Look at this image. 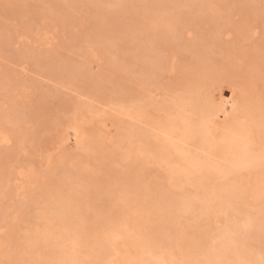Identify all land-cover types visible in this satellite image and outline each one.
<instances>
[{
  "label": "rangeland",
  "instance_id": "374dc122",
  "mask_svg": "<svg viewBox=\"0 0 264 264\" xmlns=\"http://www.w3.org/2000/svg\"><path fill=\"white\" fill-rule=\"evenodd\" d=\"M115 1L119 3V0H81L78 6L73 7L70 4V0H0V129H3L6 134L8 133L7 135L11 139L9 144L0 143V188H2V190L0 189V218L5 213L0 221V225H2V223L3 225L5 224L4 228L6 227V229H8V240H11L10 242H14L13 246L19 243L24 247H27L29 243L32 242V248L34 249V251L38 249L37 253H40L41 251L44 252L46 250L45 253L49 252L48 255H53V248L58 249V245L65 242L64 239H52V242H50L51 240L49 241V243H52V245H48V247H45L44 245L42 246V244H40V247H36L39 246V244L37 245V243L41 242H37V239L33 241L30 239H32L38 231H40L39 233L42 234L47 233L45 232V227H49V225H55L58 222V217H56L55 215L56 208H54V206H58L59 202H61L62 199V201L64 202H66L67 200V205H70L68 206L69 215H74L73 219L78 214V216H76L78 217V219L76 218L75 220L84 221L83 219H85V225L86 223L88 225L92 224L90 221H92L93 219H90L91 217L89 216V212L86 211L87 208L83 207L85 206V203L82 196V192L85 189H89L91 186L95 188V184L93 186L92 183H97L99 181V185H105V182L109 177L114 178L112 180H110L109 178V180L113 183L114 186H117L116 188L119 189L117 190L120 195L119 197H122V189H124V193H126L128 190H130V188H132L129 187L131 186L129 181L130 177L132 176L131 174L137 171L136 168L134 169L135 166L140 173L137 174L138 172H136V174L131 177V180L134 181L136 185L146 180V184L142 183V186L144 185L145 187L141 188L145 189L147 186L150 188L154 185L153 189H160L159 187H162L165 184L163 180H158V177H160L158 175H161V173H159L160 169L159 167H157L158 165H156L154 162L148 163L147 160L139 158L141 163L144 160V162L146 161V163L148 164L145 165L146 167H144L143 164L139 165L140 162L136 158L135 160H133L134 158L132 159L130 157V161L128 158L125 159L118 156L117 148L119 145L117 144L119 142L117 140L112 145L106 142L102 144L101 149L105 150V153L107 154L106 156L108 157V159H110H105V162L107 164L103 163L104 158L107 157L102 156V153L100 155L98 154L99 156L96 154V151H98L97 153L100 152L99 150H97L98 147L94 145V143H97V136L96 138H94L93 136L98 130V119H100V117V120H102V118H107L109 120L108 122L111 123V119L115 120L114 116H116V119L120 120L121 118H123V113L125 111L120 107L123 104H129V106L133 104L132 106L134 107L135 105H140L143 107L145 106V108L147 107L150 111V113L148 114L150 115L148 116L145 113L144 115H142L144 119L140 118L139 120H149L151 122L152 120L148 118H151L154 114V116H160L164 114L162 115V117L164 118L165 116V118L167 119V113L170 114V116H168L172 118L178 114L176 109L179 110V108L177 106L180 107L181 111L184 110L179 102H176V100L174 101L175 98L172 102V96L175 95L174 97H176V95L178 94V97L181 96V94L190 95L191 91L194 90L195 87L196 90L193 91L194 96H200L202 99L199 97L198 101H195L197 98L195 99V97L193 96V103L191 104L193 107L190 105L185 111L186 115L194 120L200 115L197 110L200 111L203 108L205 109L206 103L210 100V96H213L214 99L216 98L213 103L218 104V95L220 92L219 89H228L229 95L232 93L230 90H234L237 92V95L236 93L234 94L240 99V101H243L242 107L244 108V110L240 109L242 113H240L239 116L241 117V119L244 116L243 120L245 119L246 123L249 124L248 126H250L251 128L254 125L252 128L253 135L251 132L252 129L249 127L251 130H249L250 134H248L247 139L251 138V136L254 137H252L253 139L251 138L248 141H251L252 143L250 144L254 147L259 144L260 146L264 147V137H260V135L264 131V125L259 124L261 127L258 126L256 128L255 126L258 125L256 121H253L255 122V124L251 125L253 122L249 113L247 112L248 105L244 103L245 101L246 103L249 101L247 104H250V102L251 104H254L255 100L258 101V104L264 103V30L258 21L257 12H255L254 10L258 7V3L256 1L247 0V3L243 4L242 2L237 3L235 2V0H220L221 4L219 5H223V7L217 8V6H215V8H217V11L210 13V16H206L200 11V9L205 4L204 0H124V3L126 4V6H124V9L123 7L119 6L118 3H116L115 5ZM55 4L59 5L60 7L56 8ZM208 5L210 6V4ZM240 6H242L243 8H240ZM144 7L146 10L144 9ZM116 9L121 10L117 15L115 14V11H118ZM64 13H68V16L66 15L65 17ZM108 14L111 15V17H118V21L115 20V23V21L110 18L112 20L111 21ZM179 15H181V18ZM141 17L143 18L142 20L146 21L147 23H150L155 18H167L170 20L171 18L178 17V21L174 25V29L167 26L163 27L162 25H156L152 29L151 26L150 28L144 27L145 23H143L144 21L142 22L140 20ZM61 18H66L65 22L63 20V22L56 21L60 20ZM106 23L108 24V26ZM244 24H246L247 26L249 25L250 27H257V35H255L254 37H251L249 35L241 36L235 30V28L236 26L240 27ZM110 26L112 27V29H114L115 26L119 27L118 32H116L119 36L118 38H120L117 46L113 45L112 47H110L111 49L109 48V50L106 51L102 47V43H93L88 40L87 36L89 35V33L97 29L99 31L102 30V32L105 29L111 30ZM159 27H161V29ZM230 27L232 29H230ZM168 29H171L172 31L176 30L175 33L173 31V34L175 35L171 34V30L169 31ZM45 32L50 35L49 39L45 38ZM230 32L234 33H231V35L228 36L227 34ZM157 41L159 44L157 43ZM194 44H196V48L198 50L206 51L205 55L200 56L201 59L195 56L194 50L189 49V47ZM138 46L140 48H138ZM134 47H136L137 49L135 50ZM148 47L155 48L153 50H147ZM141 48L145 49L144 53L141 52ZM137 54H139V56ZM154 56H161L163 58L165 57L164 64H161L163 65L162 67L160 65L155 69L150 65L152 61L151 58H153ZM195 58H198L196 59L198 64L199 62L201 63V65L199 66L202 67V69H200V71H202L201 74L203 73V75L198 77L196 75H200L199 72H196L195 69L192 68V62ZM110 61L116 62L118 64V67L120 66L119 69H114V67L113 69H111L112 65H110ZM254 63H258L260 64V66L258 65L259 67H256ZM243 66L246 68H243ZM85 68H87V71L85 73H89V78L86 76L87 74L84 75V71L86 70ZM152 69L156 72L155 74H152ZM147 75H150L151 79ZM91 76L99 78L94 79V77ZM142 78L147 81H143ZM225 81L228 83V87H232L228 88ZM214 83L215 87H213ZM246 86H248V88ZM190 88L192 89L191 91L189 90ZM186 90L187 93L185 94ZM180 92L183 93L180 94ZM197 93L198 95H195ZM203 98L204 100H208L204 101ZM217 99L218 101L216 102ZM142 102L144 103V105ZM147 104H149V106ZM169 106L173 109V111ZM206 109L208 108L206 107ZM98 110L100 111L98 112ZM192 111L198 114H194ZM201 111V115L199 116L200 119H197L195 121L196 123L197 121L200 122L202 115L206 113H203V111ZM172 112H174V115H172ZM191 112L195 116H193ZM244 114L247 115L245 116ZM145 115H147L148 118H146ZM206 116L210 117L208 113L205 114V117ZM205 117L203 115L202 120H205ZM127 118L125 117L124 120L126 119L127 121ZM129 118L128 121H132V118ZM159 118H161V116ZM164 119L161 118L159 120L162 121ZM247 119H249V121ZM154 121L155 120L153 119V124ZM142 123L143 121L135 122L137 126H142L143 128L145 127L149 129H153L154 127H156L154 125L157 124L156 122L154 125H151L152 123H149V125L147 121L144 122L145 125ZM68 126H76L77 129L82 132L87 145L90 143L89 145L91 147L87 146V148L79 150V148L75 146L76 143L74 138H72V141H63L62 139H64L63 136L65 137L66 135V129L69 128ZM149 126H151V128ZM254 128L256 129V132L258 131L257 135L260 131L261 134L258 135L260 139L258 136L256 137ZM114 129L117 130V128L115 127L113 128V130ZM117 132H119V129L117 130ZM197 135V138L194 137L196 138V140L192 137L193 139H189L188 142H192L191 144L193 145L197 143L200 146V134L198 135L199 138ZM150 138V141L148 138V144L145 145L146 147H148V145L151 147L156 142L154 137ZM261 138L263 139V141ZM254 139L255 141L253 143L252 140ZM256 139L260 142H256ZM150 142L154 144L151 145L152 143L150 144ZM191 144H189L190 147H192ZM198 145L196 146L195 144L194 147H199ZM194 147L192 148L194 149ZM64 148H66L67 151ZM64 152L68 153L65 154ZM96 155L100 158L94 157ZM57 159L62 160L64 165L61 164L60 167H58L59 163H57ZM136 160L137 162L135 163L134 161ZM50 161L53 163L54 167L52 169L54 171L49 167L50 164V166H52V163ZM66 163H68L69 165H67ZM129 163L131 165H133L134 163V166H132L133 168H131L132 172H128L130 169H128ZM63 167H66L65 169H67V167H71L70 171H72L71 169L75 171L73 173H77L79 171L77 175L79 177H84L85 179L81 178L83 179L82 181L81 179L79 180V177H76V180H72L71 176L69 177V175L64 173L65 169ZM139 167L141 169L143 168V170L147 169L145 171L149 170V172H146L147 174L144 172L141 173L142 170H140ZM35 168L40 170L41 172L36 170ZM47 168L49 171L51 170L54 173L51 171L48 172ZM21 169H33L39 175H42L43 171L46 172V175H42V177L46 180L42 183V186H37L39 189L36 187L37 189L35 188L33 191L30 189L31 191L29 190V193L23 194L26 199H21L25 204L21 203L22 201L21 199H19L23 196L16 195L15 197V186L13 187V184H15V177H13L15 174L13 173H17ZM125 171H127L131 176H128L127 172L124 173ZM10 173L13 176H11ZM62 174L64 175L62 176ZM124 174L127 175L128 177H126L127 179H129H125V184L123 183V180L122 182H120L121 179L119 178L120 176H122V179L125 178ZM2 176L3 178L1 179ZM93 176L96 179H94ZM135 176L137 178L140 176L143 177L140 178V180L142 181H138ZM10 177H13L14 180L11 181ZM98 177H100V179H98ZM93 179L94 181H92ZM59 181L61 184L63 183L62 186H58ZM81 181L83 182V184L80 183ZM205 181L206 183L208 182V185L213 186L214 184L212 183V181H215V175L213 174L211 179L208 178V180L206 179ZM127 182L129 184L128 186ZM56 183L58 184L57 186ZM157 185L159 187H156ZM124 186H126V189L128 190H126ZM92 187L89 189L90 192H94L97 190H92ZM55 188H57L58 190ZM52 189L55 191V193L58 194L62 192L61 195H59L60 199L55 198L56 196H58V194L55 196ZM136 189L137 188H132L131 191H128L126 193V198H128L127 200L123 198L126 196V194H123L122 203L124 202L125 205H129V203L126 204V202L131 200L129 207L133 206V210H131V207L129 209L131 211H136V209L139 207L137 212H140L143 210V207L145 208L144 203H146V199H148L149 196L144 197L141 195L142 198L139 197V195L137 194L140 193V190L139 192H133L137 191ZM148 189L145 190L148 191ZM145 190L142 189L141 194L143 193L142 191ZM150 191H152L151 188ZM209 191H211V189H209ZM44 192H50L51 195L47 194L50 196V199L46 194L44 196ZM153 192L154 190L152 191V193ZM78 193H80V197L78 198V196H76L74 199L73 197L75 196V194L78 195ZM96 194L98 193L96 192ZM147 194L148 192H146L145 195ZM150 194L151 193H149V195ZM92 195L97 196L95 195V193L91 194V196ZM134 195L137 196V198ZM69 197L74 199V202L71 198L69 199ZM47 198L53 201V204L50 203ZM77 198L79 199L78 201ZM134 198L138 201L143 200L144 198L145 201L143 200V204H141V201H137L138 203H136ZM56 199H58V201H55ZM14 200H16L17 202ZM103 201L104 200H95L96 203H94L97 206H100V208L102 209H113L111 207L113 205L108 202V200H106V202ZM54 202L57 204H55ZM80 203L82 205H80ZM134 203L136 204L134 205ZM102 204L103 206L101 207ZM71 205H74V208L71 207ZM70 207L73 209V212L71 211L72 209L70 210ZM75 207H77L76 210ZM79 207L82 208L78 209ZM113 207L117 209V206ZM1 209L5 210L2 211ZM21 210L23 211L21 212ZM81 210L83 212H81ZM130 210H128V212H131ZM9 211L11 212V214L13 213V215H11ZM48 211L50 214H52V216H49L50 214L48 213ZM16 212L18 213L16 214ZM43 212H45L44 214L46 215L48 213V215L45 216ZM156 212L158 213V211H155L154 216H158L156 215ZM231 212L232 214L230 212H224L222 214V222H212L213 226H210V231H207L208 236L206 234L204 236L207 237V239L205 238L207 245H210L212 244V242L215 243L217 241H215V239L219 234H217L216 236V233H219L222 230L221 228H225L224 224L226 221L231 220V223H239L238 221H240L242 222L241 225H244L249 222L248 218H255L256 220V216H260L258 214L253 218L252 216L249 217L244 213L243 215L241 213L239 214L238 212H236V214L234 211ZM26 213L29 214H27L29 218L28 216L26 217ZM39 213H41V219L38 218ZM229 213L231 214V216ZM53 214L55 216H53ZM15 215H18V217L16 218ZM48 216L53 219L51 220L50 218H48L49 220H46L45 218H47ZM13 217L14 219H16L15 221ZM24 217L25 219L28 218L27 221L24 219ZM261 217L262 216L258 218ZM3 219L7 220L6 222H9L10 224L7 225V223L4 222ZM18 219L20 220L18 221ZM86 219H88L89 221H86ZM108 219L109 218L104 219L107 225H104V220H102L103 222L101 221L104 224H101L100 220H97L100 223L99 227H101L100 225H102L104 229L106 228V226L108 227L111 223H108L110 221ZM169 220L170 219L167 218L165 219L164 223H161L164 225L163 228H167L169 226L167 224L171 222ZM244 220L246 221L245 223ZM93 221L96 222V220ZM253 221H251L252 225L244 227V229L247 230H245L247 233L244 235V237L246 236V238L244 239L248 242L241 245V248L243 247L242 250L245 255L243 254V257L241 256L242 258H240V260L244 259L245 261H240L233 258L230 262L231 264L233 262V264H235L236 262L237 264H242L243 262L244 264H251V261L253 264V262L255 261L253 258H251V254H253V251L249 249L250 245L248 243L254 245V242L255 244H257V241L261 239L260 236L256 233L258 232V226L253 225ZM47 222L50 223L48 224ZM255 223H258L257 220L255 221ZM173 224L175 226L172 229L171 227ZM173 224L171 225V227L169 226L171 230L167 228L168 231H164L162 228L160 230V232L162 231L161 235H159V232V234L157 233V237L159 235L158 238L161 237L162 239L160 238V240L163 241V243L165 241V243H167L168 240L170 241V234H175L181 228L178 223ZM199 224V229H201L200 227H203V229H205V226L201 225L204 224L203 222ZM13 225L15 226L12 227ZM88 225L87 227L92 230L93 225ZM250 226H253L251 227L252 229L250 228ZM87 227L86 229L88 231L89 229ZM95 227V230L93 229L94 231L91 232H96L98 230V223ZM175 227H177L178 229H175ZM186 228H188V226ZM186 228L183 227L184 231L190 233L191 236L196 234V231L194 229H191V231L190 229ZM99 230L105 232L103 229ZM211 230L214 231L212 232ZM253 231L255 233L254 236L252 235ZM91 232H88V236H91L93 234ZM107 232H109V230ZM208 232L210 233L211 237L213 235L216 236L215 239H213L214 237H212V242H210L211 238L209 237L210 235ZM12 235H16L14 238L17 239H14ZM19 235H22L21 238ZM107 235L110 236V233H107ZM255 236L259 237L256 238ZM108 238L109 237L106 236L103 239L104 241L100 239L103 245L107 244L106 240H108ZM19 240L20 242L17 243V241ZM262 241H264V238H262ZM34 242H37L36 245ZM210 247L207 246V248L209 249ZM49 249L52 251H50ZM199 250L201 249H198L197 252H199ZM13 251L15 252V255L13 256H15L16 258L13 259V262L10 261L8 263L21 264V260L19 261V259H17L18 256L21 257V252L17 251L16 248H13ZM201 251L203 253L200 252V254L202 253L201 255L205 256V258L210 259L211 255L214 257V259H217L218 257V254H216V257L214 256L215 254L213 252H210V250L208 252L207 250L205 252L203 250ZM207 253L212 254L207 255ZM201 255H199L200 257H198L200 259H205ZM87 258L86 261H91V258L90 260ZM211 259L215 263V260L213 258ZM49 260H51V257L49 258ZM185 260H188V256H185ZM35 262L36 261H33L32 264ZM90 263L94 264V257L92 258V262ZM217 263L219 264L218 261ZM0 264L6 263L0 260ZM29 264H31V262H29Z\"/></svg>",
  "mask_w": 264,
  "mask_h": 264
},
{
  "label": "bare ground",
  "instance_id": "6f19581e",
  "mask_svg": "<svg viewBox=\"0 0 264 264\" xmlns=\"http://www.w3.org/2000/svg\"><path fill=\"white\" fill-rule=\"evenodd\" d=\"M70 1H71V3H70L71 6L76 7V6H78V4L81 0H70ZM204 1H205V4L200 9V11L206 16L212 12L217 11L218 7H220V8L223 7V5H219V4H221L220 0H204ZM252 1H256L258 3V7L255 8L254 10H255V12H257L258 21L264 30V0H252ZM235 2H237V3L242 2L243 4H246L247 0H235ZM116 3H118V2L115 1L114 4L116 5ZM175 3H176V1H175ZM208 4H210L211 7ZM118 5L123 7V9L125 8L124 6H126V4L124 3V0H119ZM215 6H217V8H215ZM55 7L59 8L60 6L55 4ZM145 7H144V9H145ZM238 7H239V5H238ZM241 7L242 6H240V8ZM252 7H254V6H252ZM53 8H52V10H53ZM248 8H251V7H248ZM158 9H159V6H158ZM116 10H118V9H116ZM119 11H121V10L119 9L118 11H115V14L117 15ZM64 12H66V11H64ZM64 14H65V17H66V15L68 16V13H64ZM109 16H110L109 19L111 18L114 21L115 20L118 21L117 20L118 17L116 18V17H111V15H109ZM179 16L181 18V15H179ZM142 19L143 18L141 17L140 20L143 22L144 20H142ZM62 20L65 22L66 18H61L60 20H56V21H62ZM116 21H115V23H116ZM177 21H178V17L177 18H171L170 20L167 18H163V19L155 18L150 23H147L146 21H144L143 23H145V25H144L145 28H147V27L150 28V26H151V28L153 29V27L156 25H160V26L162 25L163 27L167 26V27H172L174 29L175 28L174 25L176 24ZM107 26H108V24H107ZM115 27H114V29H112V27H111V30L105 29V30H103V32H102V30L99 31L97 29L98 31L95 30V31L89 33L87 38L89 41H91L93 43H98V44L102 43L103 44L102 47L107 51L113 45H116V46L118 45V41L120 38H118L119 36L116 32H118L119 27H116V28ZM231 27H230V29L233 28V27L232 28ZM159 28L161 29V27H159ZM235 30L241 36L249 35L251 37H254L258 33L257 27H250L249 25L247 26L246 24L241 25L240 27L236 26ZM173 31H174V33L176 32V30H173ZM173 31L171 30L170 33L172 32L171 34H173ZM45 33H46L45 38L49 39L50 35H48L47 32H45ZM231 33H234V32H230L227 35L230 36ZM173 35H175V34H173ZM157 43H158V41H157ZM157 43H156V45H157ZM47 44H48V42H47ZM51 44H52V42H51ZM134 48H135V50L137 49L136 47H134ZM138 48H140V47L138 46ZM154 48L155 47H153V48L148 47L147 50H150V49L153 50ZM189 49L194 50L195 56L199 57V58H200V56H203L206 54V51L198 50L196 48V44L191 45L189 47ZM140 50L142 53L145 52V49L141 48ZM137 52H139V51H137ZM137 55L139 56V54H137ZM148 55H149V53H148ZM164 58L161 56H154L153 58H151L152 61H151L150 65L156 69L161 64H164V62H165ZM196 59H198V58L193 59L192 68L195 69L196 72H199L200 75H196L198 77V76L203 75V73L201 74L202 71H200V69H202V67L199 66V65H201V63L199 62V64H198ZM110 65H112L111 69H113V67H114V69H119V67H120V66L118 67V64L114 61H112ZM254 65L256 67L260 66V64H258V63H254ZM162 66L163 65H161V67ZM77 68H78V66H77ZM243 68H246V67L243 66ZM85 69H83V70H85L84 75L87 74V73H85L87 71V68H85ZM148 70H149V68H148ZM65 71H67V70H65ZM155 73L156 72L152 69V74H155ZM88 74L86 75L87 77H88ZM152 74H151V76H152ZM196 74H198V73H196ZM91 77H94V76H91ZM148 77L151 79L150 75ZM234 77H236V76H234ZM98 78L94 77V79H98ZM225 79H226V77H225ZM142 80L145 81L144 78H142ZM93 84H94V82H93ZM216 85H218V84H216ZM213 87H215V83H214ZM227 87H228V83H227ZM230 87H232V86H229L228 88H230ZM246 87L248 88V86H246ZM217 88H219V87H217ZM187 90H186L185 94L187 93ZM189 90L191 91L192 89L190 88ZM194 90H196L195 87H194ZM194 90L191 91L190 95H182L181 93H183V92H180L181 96L178 97L179 94L176 95L177 98L174 97L175 95L172 96L173 97L172 102H173V99L175 98L174 101L176 100V102H179L181 107H183V109H184L183 111H181L180 107L177 106L179 108V110L176 109L178 114L172 118L169 117L170 114H168V113L166 114L167 115L166 117H168L167 119L165 118V116H164V118H165L164 119L162 117V115H164V114L161 113L162 115H160V116L162 119H164L162 121L159 120V119H161V118H159L160 116H157V115L154 116L155 114L153 115L155 118L153 116H152L153 118L152 117L148 118L147 115L148 116L150 115V114H148V113H150V111L148 110L147 107H146L147 108L146 109L145 106L143 107L140 105H137V106L135 105V107H134V106H132L133 104L131 106H129V104H126V105L123 104L120 106L122 109L125 110V111L123 110L124 111L123 115L126 118L127 117L128 118L130 117L129 119L132 118V121H128V118H127V121H126V119L124 120V118H125L124 116H123V118H121L122 121H121V119L120 120L116 119V116H114L115 120L111 119V121H110L111 123L108 122L109 120L107 118H105V119L102 118V120H100L101 119V117H100V119H98L99 121L97 124H98V130L99 131L97 130L96 134L93 136L94 138H96V136H97V138H96L97 143L96 144L94 143V145H96L98 147L97 150H99V152H100V153H97L98 151H96L97 155L98 154L100 155L102 153L101 154L102 156L107 157L105 150L101 149L102 144L104 142H106V143L112 145L117 140L119 142L117 144V145H119L117 148L118 156L125 158V159L128 158L130 161H131V158L132 159L134 158L133 160H135V158H136L137 160H139V162H140L139 158H143V159L147 160L148 163L154 162L156 165H158L157 167H159V169H160L159 173H161V175L160 174L158 175V176H160V177H158L159 178L158 180H161V181L163 180L165 182V184L162 183V184H164L162 187H159L158 185L156 186V187H159L160 189H158V188L153 189L154 185L151 186L150 187L151 190L152 191L154 190L153 193H152V191H150V188L148 186L145 188V189L149 188L148 191H146L144 188H141V187H145L144 185L142 186V183H145L146 180L144 182L142 180H140V178H143V177L140 176L137 178L135 176L136 179H138V181L139 180L142 181V182H140L141 184L139 183L136 185L135 182L131 180V177H133V175L136 174V172H138V169H137V167L134 166V163H133V165H131L129 163L130 167L128 166V169L129 168L131 169V168H133L132 166H134V169L136 168V170H137L135 173L131 174L132 176L128 174V172H132V169L131 170L129 169L128 172L127 171L124 172V173L127 172L128 176H131L130 181H129L131 186H129V187L137 188L136 189L137 191H133V192H139V190H140V193L139 194L136 193V194L139 195V197H141V198H142V196H144V197L149 196V198L146 199V203H144V201H145L144 198H143L144 201L139 200L142 202V203L140 202L141 204H143V203L145 204V208L143 207L142 211L137 212L139 207L136 209V211L134 210L136 213L134 211H131V210H133V208H132L133 206L132 207L130 206L131 210L129 209L130 208L129 205H130L131 200L126 202V204L129 203V205H125L124 202L122 203L123 194H126L128 191H131L132 188H130V190H128V189H126V186H124L125 189L128 191L126 193H124V189H122L123 190V192L121 191L123 193L121 195L122 197H119L120 195L117 192V190H119V189H117L116 188L117 186H114L113 183L110 181L114 178L109 177L110 180L108 178V180L105 182L106 183L105 185H99L98 184L99 181L97 180L98 181V182L96 181L97 183H92L93 186L95 184V188H93L91 186L93 188L92 190L97 189L96 191L90 192L89 189L91 187L89 189L86 187L87 189H85L82 192L83 200L85 203L84 204L85 206H83V207H86L88 209V210L86 209V211L89 212V216L91 217L90 219L96 220V222H94L92 220V221H90L92 224L88 225L86 223V225H85V219H83L84 221L75 220L76 218L78 219V217H76V216H78V214L76 215V213H75L76 216L73 219L74 215L73 216L69 215V207L68 206H70V205L69 204L67 205V203H68L67 200H66V202H67L66 203V202L62 201L63 199L61 198L62 200H61V202H59L58 206L53 205L54 208H56L55 209L56 210L55 215H56V217H58V219H57L58 222L55 225H49V227L48 226L45 227L46 228L45 232H47V233L42 234V233H39L40 231H38L37 233L35 232L36 235L34 234L35 236L33 238L31 237L32 239H30L32 241L37 239L38 240L37 242H41V243L36 242L37 245L39 244V246H36V247H40L41 246L40 244H42V246L44 245L45 247H48V245H52V243H49L50 240H51L50 242H52V239H61V240L64 239L65 240L64 243H61L60 245L57 244L59 246V247L57 246L58 249L53 248V252H54L53 255L52 254L48 255V253H49L48 251L50 249L47 251L48 253H45L46 250L44 252L41 251L40 253H37L38 249L36 251H34V249L32 248V242L29 243V245L27 244L28 245L27 247H24L23 245L18 243V242H20V240H19V241H17L18 244H16V245L14 244L15 246H13L14 242H10L11 240L10 241L8 240V236H7L8 235L7 234L8 229H6V227L4 228L5 224L3 225V223L1 222L2 225H0V260L4 261L6 264H9L8 262H10V261L13 262V259L16 258L15 256H13V255H15V252H14L15 249L13 251V248H16L17 251L21 252V257L18 256V258H17V259H19V261L21 260V262H20L21 264H29V262H31V264H32L33 261H36L35 262L36 264L37 263L38 264H87V263L91 264L90 262H92L93 257H94V264H198V263L199 264H201V263L202 264H218L217 261L219 262V264L220 263L221 264H231L230 262L233 258L236 260H240V258L243 257L242 255L244 253L242 250L243 247L241 248V245L248 242L247 240L244 239V238H246V236L244 237V235L247 233L246 232L247 230L244 229V227L245 226L248 227V225H252L251 221L254 220L253 225L258 226V232H256V233L260 236L261 240H258L257 244H255V242L253 241L254 245L251 243H248L250 245L249 249L251 251H253V254H251L252 255L251 258H253L255 260L253 262V264H264V241H262V238H264V235H263V233H264V147L260 146V144L255 146V147L250 144L252 142L251 141L249 142L248 140L254 136H251V138L247 139L248 134H250L249 130H251L254 126L253 124H255V122H253V121H256L258 123V125L255 126L256 128L258 126L261 127L259 124L264 125V103L262 102L263 104H258L257 103L258 101L255 100V102L253 101L254 104H251V102H250V104H251L250 105V104H247L249 101L247 103H246V101L244 102L246 105H248L247 106V112L249 113V115L252 119V122H253L251 124V125H253L251 128L250 126H248L249 124L246 123L245 119L243 120L244 116L242 119L239 116V114L242 113L240 109L244 110V108L242 107L243 101H240V99L236 96L237 92L234 90H230L232 93L229 95L228 89L221 88V89H219L220 90L219 95H218L219 98L217 97L219 99V101H218V99L216 100V102L218 101L217 102L218 104H214L213 101L216 98L214 99L213 96H210V100L206 103V107L208 109H206V107H205L206 110L204 108L201 109L203 111V113L206 112L203 114L204 117H205V114H207V113L210 117L206 116L204 118L205 120H202V118H203V115H202L201 121L200 122L197 121V123H196L195 121L197 119H200L199 116L201 115V113H200L201 110L200 111L197 110V112L200 115L199 116L197 115L198 118H196L194 120H192V118L187 116L185 113V111L187 110V107L193 103V96H194L193 91ZM234 93H236V95ZM195 95H198V93ZM239 96H241V95H239ZM243 96H242V98H243ZM199 97L200 96H198V97L196 96L195 99L196 98L197 99L195 101H198ZM203 100H204V98H203ZM207 100L208 99H205L204 101H207ZM259 103H261V102H259ZM143 105H144V103H143ZM147 105L149 106V104H147ZM170 109H172V108L170 107ZM99 111L100 110H98V112ZM172 111H173V109H172ZM188 111H189V108H188ZM101 112H103V111H101ZM192 112H191L192 115H193V113L194 114L196 113V112H193V113ZM145 113L147 114V115H145L146 118H148L152 121L154 119L155 120L154 124L156 122H157V124L154 125L153 122L152 121L150 122L149 120H145V121L142 120V119H144L142 115H144ZM173 113L174 112H172V115H174ZM198 113H196V114H198ZM247 114H244V115L246 116ZM193 116H195V115H193ZM140 118H142V119L139 120ZM247 120L249 121V119H247ZM134 121L135 122L136 121H141V122L143 121L142 124H144V125H145L144 122L147 121L148 124L152 123L151 125H154L156 127H154L153 129L151 128V126H149L151 129L145 128V127L143 128L142 126H137ZM68 127L69 128L66 129L67 131H66L65 137L63 136L64 139L61 138L63 141H66V142H67V140L72 141V138H74L75 143H76L75 146L77 148H79V150L85 149V148H87V146L91 147L89 145L90 143L87 145V142L84 139L82 132L80 130H78L76 126H68ZM114 127L117 128V130L119 129V132H117V130H115V129L113 130ZM6 131H7V128H6ZM251 132L253 135V129L251 130ZM257 132L255 129L254 133L256 134V137L261 134L259 131V134L257 135ZM97 133H98V135H97ZM198 133L200 134L201 144L199 146L197 143H195L196 146L197 145L199 146V147L195 148L194 147L195 144L193 145V144H191L192 142L189 143L188 141L192 137L193 138L196 137V135ZM263 133H264V131H263ZM263 133L261 134L262 136L260 135V137H264ZM7 134L4 132L3 129H0V143H5V144L8 143L9 144L11 139ZM150 137H154L156 142L154 144V143H152L154 141H152V142H150V144L152 143L151 145H153V144L154 145L151 147L148 145V147H146L145 145L148 144V138H149V141L151 140ZM260 137H259V139H260ZM196 138H194V139L196 140ZM198 138H199V136H198ZM263 139H262V141H263ZM96 141H94V142H96ZM192 141H194V140H192ZM252 141L254 143L255 139ZM256 142H260V141H257V139H256ZM189 144H191L192 147H194V149L192 147H190ZM64 149H66V148H64ZM66 151H67V149H66ZM67 153L68 152H66L65 154H67ZM107 153H108V151H107ZM97 155L94 157L100 158V157H98L99 155L98 156ZM68 156H70V155H68ZM77 156H78V154H77ZM62 159H65V158H62ZM105 159L110 160V159H108V157L104 158L103 163H106ZM57 160H56L57 163H59L58 167H60L61 164L64 165L62 160H60V159H57ZM137 160L134 162L136 163ZM98 161H99V159H98ZM145 163H146V161L144 162V160H143L142 163L141 162L139 163V165L143 164L144 167H146L145 165H148V164L147 163L145 164ZM66 164L69 165L68 163H66ZM108 164H109V161H108ZM50 165H49V167L51 168V170H53L52 169L54 167L53 163H52V166H50ZM71 165H72V163H71ZM73 166H74V164H73ZM70 168L67 167V169H65L64 173L69 175V177L71 176L72 180H76L75 178L79 177L77 175V173H79V171L78 172L76 171L77 173H73L75 171H73V169H71L72 171H70ZM68 169H69V171H68ZM36 170H38V169H36ZM47 170H48V168H47ZM140 170H142L141 173L142 172H144V173L149 172V170L145 171L147 169L143 170V168L142 169L140 168ZM38 171H40V170H38ZM50 171L48 170V172H50ZM53 171H51V172H53ZM62 171H64V170H62ZM139 173L140 172H138L137 174H139ZM10 174H9V176H10ZM13 174L16 175V176L15 175L13 176L11 174V176L15 177V184H13V187L15 186L14 188H15V192H16L15 197H16V195L23 196V197L19 198V199L22 198L23 200L26 199V197L23 194H27L31 190L33 191L38 185L42 186V183L46 180L45 178L42 177V175L43 176L46 175V172H44V171H43L42 175L40 174L41 176L38 173H36L33 169H29V170L21 169L17 173H13ZM213 174L215 175V181L214 182L212 181V183L214 185L213 186L211 185L212 186L211 187L210 185H208V182L206 183L205 180L206 179L208 180V178L211 179ZM63 175L64 174H62V176ZM81 175H82V173H81ZM126 176L127 175L124 174L125 178H123V179H122V176H120L119 177L121 179L120 182H122V180H123V183H124L125 179H127V177H128V176L127 177ZM148 176H149V174H148ZM100 177H98V179H100ZM2 178H3V176L1 177V179ZM12 178H11V181L14 180V178L13 179ZM61 178H63V177H61ZM81 178L85 179L84 177H79V180ZM68 179H70V178H68ZM83 179H81V180L83 181ZM94 179H96V178L94 177ZM94 179L92 181H94ZM79 180H78V182H79ZM127 180H129V179H127ZM82 181L80 183L83 184ZM84 182H85V180H84ZM86 183H87V181H86ZM58 184L56 183V186L57 185L58 186L63 185V183L61 184L60 181L58 182ZM128 185L129 184L127 182V186ZM149 185H150V183H149ZM85 186H87V185H85ZM0 189L2 190V188H0ZM55 189H57V188H55ZM142 189L145 191H142L143 193L141 194ZM209 189H211V191H209ZM120 190H121V188H120ZM96 192L98 194H96ZM146 192H148L147 195H145ZM53 193L55 194V196L58 194V193H55V191ZM61 193L58 194V196H56V197L54 196V197L59 198V195H61ZM93 193H95V195H97V196H93V195L91 196V194H93ZM149 193H151L150 194L151 196L149 195ZM1 194H2V191H1ZM43 194L45 196V194L46 195L50 194V192L49 193L44 192ZM54 194H52V195H54ZM79 194L80 193H78V195L75 194V196L73 195L74 196L73 198L75 199L76 196H78V198H79L80 197ZM41 195H42V192H41ZM47 196L50 199V196L49 195H47ZM107 196H109V197H107ZM126 197H127V194L123 198L127 200L128 198H126ZM135 197L137 198V196H135ZM70 198L71 197H69V199ZM78 198H77V201L79 200ZM22 199H21V201H22L21 203L24 202ZM49 199H48V201H50V203H52L53 201H51ZM74 199H72L73 202H74ZM95 200H104L105 202H106V200H108V202H110L113 206H117V209H115L113 206H111L113 209H110V210L102 209V208H100V206H97L95 204L96 203ZM134 200L136 203L139 202L135 198H134ZM14 201H16V200H14ZM55 201H58V199H56ZM77 201H75V202H77ZM82 201H81V203H82ZM132 202H131V204H132ZM21 203H20V205H21ZM40 203H42V202H40ZM81 203H80V205H82ZM136 203H134V205ZM23 204H25V203H23ZM55 204H57V203H55ZM97 204H98V201H97ZM73 206L71 205V207H73ZM102 206H103V204L101 205V207ZM127 206H128V208H127ZM15 207H17V206H15ZM71 207H70V210L72 209ZM76 208L77 207H75V210H76ZM81 208L79 207L78 209H81ZM127 209L130 210L131 212H128ZM1 210L4 211L5 209L4 210L1 209ZM7 210H6V212H7ZM82 210H85V209H82ZM82 210H81V212H83ZM139 210H141V209H139ZM2 211H1V213H2ZM16 211H18V210H16ZM22 211L23 210H21V212ZM53 211H54V209H53ZM71 211L73 212V209ZM91 211H92V213H91ZM155 211H158V213L156 212L157 213L156 215H158V216H154ZM231 211H234L235 214H236V212H238L239 214L244 213V214H247L249 217L252 216L253 218L258 214L262 217L258 218L260 216H256V220L258 223H255V221H256L255 218L254 219L248 218L249 222H247L244 225L243 224L241 225L242 222H240V221H238L239 223H237V222L235 223L234 221H233L234 223H231V220L226 221L224 224L225 228L224 229L221 228L222 230L219 233H216V236H217V234H219L217 236V238L214 235L212 236V237H214L213 239L216 238L215 241L217 240L215 243L212 242V237H211L210 233L208 232L210 235L209 237L211 238L210 242H212V244L207 245V242L205 240V238L207 239V237H204V236H205V234L207 235V231H210V226L211 227L213 226L212 222L213 221L222 222L223 221L221 218L222 214L224 212H226V213L230 212L232 214ZM13 212H15V211H13ZM41 212H42V210H41ZM17 213L18 212H16V214ZM44 213L45 212H43V214ZM48 213H49V211H48ZM48 213H47V215H48ZM10 214H11V212H10ZM27 214L28 213H26V217L29 215V214L28 215ZM39 214H38V218L41 219L42 218L41 213H39ZM231 214H230V216H231ZM4 215H5V213L3 214V216ZM6 215H7V213H6ZM11 215H13V213ZM22 215H24V214H22ZM44 215L47 216L46 214H44ZM55 215L53 214V216H55ZM49 216H52V214H50ZM49 216L47 218H45V217L44 218L46 220H49L48 219V218H50ZM2 217L0 218V221H1ZM17 217H18V215L16 216V218ZM103 217H105V218H103ZM28 218H29V216H28ZM28 218L25 219V217H24V219L26 221ZM107 218H109L108 220H110L108 223L111 222L109 224V226L108 227L106 226L105 229L103 228L102 225H100L101 227H99L100 223L104 224V223H102L103 222L102 220L107 219ZM167 218L170 219L169 221H171L170 223H167L170 227L173 223H178L182 229L180 228L179 231H177L175 234H173V233H172V235L170 234V236H169L170 241L168 240L167 243H165L166 241L163 243V241L160 240L161 237L160 238H158V237H159V235H161L162 231L160 232V230L164 226L161 223H164L165 219H167ZM13 219H14V217H13ZM24 219H23V221H24ZM11 220H12V218H11ZM15 220L16 219H14V221ZM19 220L20 219H18V221ZM87 220L88 219H86V221ZM97 220H100V223ZM6 221L7 220H4V222H6ZM83 222H84L85 227L83 225ZM93 222L95 223V225ZM104 222H105V220H104ZM201 222L204 223L201 225L205 226V229H203V227H200L201 229H199V226H200L199 223H201ZM245 222L246 221L244 220V223ZM6 223H7V225L10 224L9 222H6ZM97 223H98V227H99V228L97 227L98 230L96 232H91V231H94L96 229L95 226H97ZM87 225L88 226L93 225L92 228L94 229V227H95V229L91 230V229H89V227H87ZM104 225H107V223L105 222ZM14 226L15 225H13L12 227H14ZM169 226L167 228H169L171 230V228L173 229V227L175 225L173 224L171 228ZM187 226H188V228H186ZM86 227L89 229L88 231H87ZM183 227H185L186 229H190V230L194 229L196 231V234L191 236L190 233H188L187 231H184ZM251 227H253V226H250V228ZM107 228H108L109 232H107L108 231ZM167 228L164 227L163 230L168 231ZM99 229H103L105 232H103L102 230H99ZM175 229H178V228L175 227ZM191 231H189V232H191ZM211 231L213 232L214 230H211ZM88 232H91L93 234L91 236L90 235L88 236V234H89ZM107 233H110V236L107 235ZM157 233L159 234L158 237H157ZM252 233H253L252 235L254 236L255 235L254 231ZM105 234L109 238H108V240H106L107 244L105 243L106 245H103L102 242L100 241V239L103 240L106 237ZM16 235H12L13 238ZM232 235H234V236H232ZM21 236H20V238H21ZM255 237L258 238L257 236H255ZM255 237H253V238H255ZM210 238H209V240H210ZM247 238H248V236H247ZM10 239H11V237H10ZM14 239H17V238H14ZM12 241H15V240H12ZM210 242H208V243H210ZM36 243H35V245H36ZM207 246H209V247L211 246L210 249L207 248ZM41 248H44V247H41ZM198 249H201L204 252L206 250H207V252L210 250V252H213L215 254V255L214 254L213 255L216 257H217L216 254H218L217 259L216 258L214 259V257L211 255L212 253L211 254L207 253V255H211V258H213L215 260V263H214V261H212L211 258L208 259V258H205V256L201 255L203 253L201 250H199V252H197ZM41 250H43V249H41ZM50 251H52V250H50ZM200 252H202V253L200 254ZM90 254H91V257H90ZM198 254L203 256L205 259H203L202 257L201 258L203 260L200 259L199 258L200 256ZM16 255H17V253H16ZM185 256H188L187 261L185 260ZM50 257H51V260H49ZM86 258L89 260L91 258V261H89V262H88V260L86 261ZM253 259H250V260H253ZM242 260L245 261L244 259H241L240 261H242ZM35 263H33V264H35ZM238 263H239V261H238ZM235 264H237V262ZM242 264H244V262ZM251 264H252V261H251Z\"/></svg>",
  "mask_w": 264,
  "mask_h": 264
}]
</instances>
